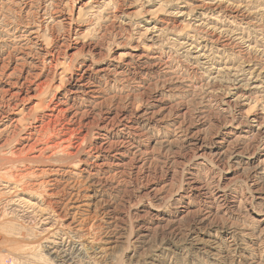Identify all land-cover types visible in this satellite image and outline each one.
Returning a JSON list of instances; mask_svg holds the SVG:
<instances>
[{"label": "rangeland", "instance_id": "374dc122", "mask_svg": "<svg viewBox=\"0 0 264 264\" xmlns=\"http://www.w3.org/2000/svg\"><path fill=\"white\" fill-rule=\"evenodd\" d=\"M10 85L31 99L15 137L0 100V169L60 170L43 191L0 180V264H264V0H0Z\"/></svg>", "mask_w": 264, "mask_h": 264}, {"label": "bare ground", "instance_id": "6f19581e", "mask_svg": "<svg viewBox=\"0 0 264 264\" xmlns=\"http://www.w3.org/2000/svg\"><path fill=\"white\" fill-rule=\"evenodd\" d=\"M201 2V1H200ZM225 2V1H224ZM207 3V2H206ZM229 4V3H228ZM221 5V4H220ZM219 5V6H220ZM196 7V6H195ZM190 10V9H189ZM237 12V11H236ZM187 14V13H186ZM189 18V17H188ZM231 18V17H230ZM204 24V23H203ZM200 25V24H199ZM198 26V25H197ZM210 27V26H209ZM208 28V27H207ZM149 29V28H148ZM146 30V32L147 31H149V30H147V29H145ZM216 30V29H215ZM231 31V30H230ZM204 32V31H203ZM219 32V31H218ZM224 32H225V30H224ZM141 34H142V32H141ZM140 34V35H141ZM213 34V33H212ZM193 37V36H192ZM149 38V37H148ZM191 38V37H190ZM240 39V38H239ZM209 41V40H208ZM42 43V42H41ZM43 44V43H42ZM47 44V43H46ZM216 44V43H215ZM70 45V44H69ZM205 45V44H204ZM228 45V44H227ZM49 46V45H48ZM221 46V45H220ZM226 46V45H225ZM234 46V45H233ZM135 48V47H134ZM75 49V48H74ZM204 50V49H203ZM45 52V51H44ZM46 52H48V51H46ZM89 52V51H88ZM54 54V53H53ZM46 55V54H45ZM48 55H49V53H48ZM92 55V54H91ZM202 55V54H201ZM200 56V55H199ZM143 58V57H142ZM141 59V58H140ZM161 59V58H160ZM2 60V59H1ZM111 60V59H110ZM119 60V59H118ZM124 61H125V59H123ZM96 61V60H95ZM50 62H53V63H56V67L58 66L57 64V62L54 60V58H53V55L51 56V53H50ZM91 62V61H90ZM112 62V61H111ZM189 62V61H188ZM5 63V62H4ZM93 63V62H92ZM81 64V63H80ZM121 65V64H120ZM133 65V64H132ZM149 65V64H148ZM160 65V64H159ZM187 65V64H186ZM209 65V64H208ZM191 66V65H190ZM53 67H55V66H53ZM59 67V66H58ZM61 67V66H60ZM210 67V66H209ZM169 68V67H168ZM85 69V68H84ZM87 69V68H86ZM170 69V68H169ZM193 69V68H192ZM210 69H212V68H210ZM215 69V68H214ZM230 69V68H229ZM60 70H61V68H60ZM90 70V69H89ZM218 70H220V69H218ZM59 71V70H58ZM58 71L57 72H55V75H57V74H61V72H59L58 73ZM62 71V70H61ZM64 71H66V70H64ZM101 71H103V70H101ZM106 71V70H105ZM167 71V70H166ZM2 72V71H1ZM67 72V71H66ZM113 72V71H112ZM158 72V71H157ZM237 72V71H236ZM63 73V72H62ZM86 73H87V70H83L82 71V73L78 76V78L75 80V79H73V77L72 76H70V77H68V79H67V84H68V87L70 88V92H71V95L72 94H81V95H85L87 92H84L83 90L84 89H87V88H85L84 87V85L82 84V82L84 81V77L85 76H87L86 75ZM251 73V72H250ZM64 74V73H63ZM201 74V73H200ZM233 74V73H232ZM85 75V76H84ZM219 75V74H218ZM103 77V76H102ZM139 77V76H138ZM216 77V76H215ZM218 77V76H217ZM54 78V77H53ZM61 78V77H60ZM63 80V79H62ZM103 81V80H102ZM112 81V80H111ZM208 81V80H207ZM43 82V81H42ZM32 84V83H31ZM51 84V83H50ZM166 84V83H165ZM206 84V83H205ZM204 84V85H205ZM213 84V83H212ZM93 85V84H92ZM92 85L90 86V87H92ZM21 86V85H20ZM36 86V85H35ZM162 87V86H161ZM21 88V87H20ZM27 88V87H26ZM41 88L42 87H40V85H37V91L39 92V94H40V92H41ZM214 88V87H213ZM237 88V87H236ZM239 88V87H238ZM28 89V88H27ZM26 89V90H27ZM215 89V88H214ZM262 89V88H261ZM31 90V89H30ZM36 90V89H35ZM217 91V90H216ZM212 93V92H211ZM1 95H0V100L1 101H5L6 102V106L9 108V109H11V113L9 114V116H7L6 118H7V120H8V122H9V126H6L5 128L7 129L8 127H9V129L11 130V133L13 134V136L15 137V130H16V127L14 126V124L15 125H17L16 123H21V120H17V119H15L14 117L15 116H23L24 114V108L23 107H20V105H23V104H25L26 102H28L31 98L29 97V95H28V92H26V93H23L22 92V90H17V91H13V87L10 85V87L8 88V89H5V90H3L1 93H0ZM98 94V93H97ZM221 94V93H220ZM35 95V94H34ZM86 95H88V94H86ZM37 96V95H36ZM78 96V95H77ZM114 97V96H113ZM156 97V96H155ZM30 98V99H29ZM73 98V97H72ZM76 98V97H75ZM81 98V97H80ZM91 98V97H90ZM94 98V97H93ZM142 98V97H141ZM35 99H36V97H35ZM102 99V98H101ZM245 99V98H244ZM58 102V101H57ZM110 103V102H109ZM119 103V102H118ZM161 103V102H160ZM58 104V103H57ZM56 103H55V106H53V110L54 111H57L56 113V115L53 117L52 115L51 116H47V118H46V122H41L40 124V126H36L35 128H32L33 130H28V129H23V131H22V133H21V135L19 134V138H21L22 139V141H24V144H22V148H21V153H23V152H31V151H34L35 149H36V144H37V142H39V140H38V138H39V133L41 132V131H43L44 130V128L46 127V128H49L50 127V125L51 124H53V121L55 120V117H57L58 116V114H61V112H63L62 110H60L59 109V107H58V105H57ZM43 105V104H42ZM44 106V105H43ZM241 106V105H240ZM165 107V106H164ZM238 107V106H237ZM4 108V107H3ZM47 108V107H46ZM49 108V107H48ZM40 109V108H39ZM62 109V108H61ZM159 110H160V108H159ZM238 112V111H237ZM116 113V112H115ZM156 113H157V111H156ZM121 114V113H120ZM147 115V114H146ZM156 115V114H155ZM239 115V114H238ZM252 115V114H251ZM142 116V115H141ZM243 117V116H242ZM118 118H120L119 116H118ZM80 119V118H79ZM85 119V118H84ZM147 119V118H146ZM238 119V118H237ZM74 120V119H73ZM112 120H113V118H110V117H108V118H105V119H103V121L101 122V126L100 127H102V128H104L105 130H106V128H108V127H111V123H112ZM114 120H117V119H114ZM130 120V118H129V116L128 115H126V114H122L121 115V124L120 123H118V124H120L121 125V128L122 127H124V128H128V126H129V121ZM205 120V119H204ZM56 121V120H55ZM79 121H81V120H79ZM85 121V120H84ZM156 121V120H155ZM39 122V121H38ZM86 122L87 123H85L86 125H88V126H90V125H92V123L93 122H88L87 120H86ZM161 122V121H160ZM252 122V121H251ZM248 123V122H247ZM253 123V122H252ZM96 125V124H95ZM98 126V125H97ZM261 126V125H260ZM15 127V128H14ZM95 127V126H94ZM113 127V126H112ZM29 128V127H28ZM132 128V127H131ZM176 128V127H175ZM179 128V127H178ZM260 128V127H259ZM30 129V128H29ZM64 129V128H63ZM111 129V128H110ZM136 129V128H135ZM180 129V128H179ZM4 131H5V129H4ZM8 131V130H7ZM14 131V132H13ZM54 131H55V129H54ZM189 131V130H188ZM239 131V130H238ZM52 132V134H55L54 132H53V130L51 131ZM66 136H63V137H61V138H59V140H58V142L57 143H55V144H52L50 147H56V148H58L59 149V147H62L63 146V148L65 147L66 148V146H64L63 144H65V143H69L70 142V138L72 137V135H73V133L75 132V130L74 129H72V130H70V129H67L66 131ZM138 132V131H137ZM143 132V131H142ZM263 132V131H262ZM37 133V134H36ZM42 133V132H41ZM194 133V132H193ZM58 134V133H57ZM74 136V135H73ZM239 136V135H238ZM18 137H16V138H18ZM42 137V136H41ZM248 137V136H247ZM190 138V137H189ZM40 139V138H39ZM82 141H84V140H82ZM121 142V141H120ZM162 142V141H161ZM105 143V142H104ZM108 143V142H107ZM110 143V142H109ZM111 144V143H110ZM107 145V144H95V145H93V144H91L90 145V147L91 148H89L90 149V152H91V155H93V158L95 159V160H98L100 157H101V155H103L104 153H106V151L108 150V149H111L112 148V146L111 145ZM207 145V144H206ZM247 146V145H246ZM2 147V146H1ZM264 147V146H263ZM114 149V148H113ZM191 149V148H190ZM2 149H0V153L2 152L1 151ZM37 150V149H36ZM41 149H38L37 150V152H39ZM112 150V149H111ZM110 150V151H111ZM108 152V151H107ZM108 154V153H107ZM207 155V154H206ZM70 156V155H69ZM114 156V155H113ZM208 156V155H207ZM252 156V155H251ZM72 157H74L73 155H72ZM249 157V156H248ZM248 157H247V159H248ZM224 158V157H223ZM17 158L15 157V158H10V159H8L7 160V166L5 167V168H2V169H0V180H3L6 184H9L10 186L12 185V187H11V190L13 191V193L14 192H23V191H27L29 188L31 189V190H44L43 188H45L49 183H53V181L50 179V177H51V175H49V173L51 174V172H56V173H58L59 174V171L58 170H60V169H57V170H49V169H44V168H40V169H29V168H26V169H24V170H22V171H17V163H19V160H16ZM38 159H40V156H38V157H35V156H32V157H27V158H25L24 160H25V162H27V163H35V162H38L37 160ZM228 160V159H227ZM264 161V160H263ZM165 162V161H164ZM106 164V163H105ZM211 164V163H210ZM221 164V163H220ZM95 165H96V167H100L99 166V164L97 165L96 163H95ZM94 165V166H95ZM102 165V164H101ZM103 165H104V163H103ZM115 166V165H114ZM119 166V165H118ZM117 166V167H118ZM187 166V165H186ZM217 167V166H216ZM228 168V167H227ZM143 170V169H142ZM54 174V173H53ZM108 174V173H107ZM89 175V174H88ZM55 176V175H54ZM61 176V175H60ZM27 178V177H30V179H31V181H32V183H28L26 186H22V185H24V184H21L22 182H20V179L21 178ZM46 177L48 178V179H50V180H48V179H46ZM143 178V177H142ZM219 178V177H218ZM100 179V178H99ZM105 183V182H104ZM55 184V183H54ZM92 184V183H91ZM143 184V183H142ZM8 186V185H7ZM49 186H50V184H49ZM90 186V185H89ZM218 187V186H217ZM10 190V191H11ZM19 190V191H18ZM49 190V189H48ZM51 190V189H50ZM97 190H98V188H97ZM104 190V189H103ZM25 191V192H26ZM99 191V190H98ZM136 191V190H135ZM224 191V190H223ZM24 192V193H25ZM48 192V191H47ZM49 192H51V191H49ZM27 193V192H26ZM34 193V192H33ZM42 194H43V192H42ZM37 195V194H36ZM47 195H48V197L50 198V196H51V193L49 194V193H47ZM57 195V194H56ZM69 199V198H68ZM77 199V198H76ZM239 202V201H238ZM68 203V202H67ZM78 204V203H77ZM113 204V203H112ZM137 205V204H136ZM155 205V204H154ZM47 206H49L48 204H47ZM88 206V205H87ZM51 207V206H50ZM72 208V207H71ZM81 208V207H80ZM52 209V208H51ZM79 209V208H78ZM62 210V209H61ZM86 210V209H85ZM68 212V211H67ZM87 212V211H86ZM53 213H54V211H53ZM79 213V212H78ZM55 214H57L56 212H55ZM63 214V213H62ZM71 214V213H70ZM74 214V213H73ZM56 217H57V215H55ZM74 216V215H73ZM68 217V216H67ZM61 218V217H60ZM111 218V217H110ZM65 219V218H64ZM73 219V218H72ZM88 219V218H87ZM63 220V219H62ZM66 221V220H65ZM74 221V220H73ZM75 222V221H74ZM78 222V221H77ZM68 223V222H67ZM79 223H81V222H79ZM65 225V224H64ZM69 225V224H68ZM67 225V226H68ZM74 225V224H73ZM78 225V224H77ZM70 226V225H69ZM129 227V226H128ZM208 227V226H207ZM70 229V228H69ZM76 229V228H75ZM68 230V229H67ZM72 230V229H71ZM77 230V229H76ZM79 231H80V228H79ZM87 231V230H86ZM76 233H78V232H76ZM75 233V234H76ZM124 237V236H123ZM137 238V237H136ZM79 241V240H78ZM73 243V242H72ZM77 243V242H76ZM133 243V242H132ZM75 244V243H74ZM72 248V247H71ZM76 248V247H75ZM218 248V247H217ZM63 249V248H62ZM64 250H66V249H64ZM64 250H63V252H64ZM66 251H68V250H66ZM60 252V251H59ZM53 253V252H52ZM58 253V252H57ZM61 253V252H60ZM67 253V252H66ZM51 254V253H50ZM55 254V253H54ZM59 254V253H58ZM68 254H69V252H68ZM57 255V254H56ZM58 256V255H57ZM65 256V255H64ZM64 256H62L63 258H64ZM68 256V255H67ZM61 257V256H60ZM62 259V258H61ZM68 260H69V258H68ZM234 262V261H233ZM65 263V262H64Z\"/></svg>", "mask_w": 264, "mask_h": 264}]
</instances>
